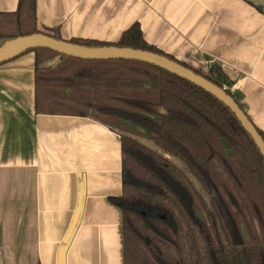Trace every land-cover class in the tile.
<instances>
[{
    "label": "trees",
    "instance_id": "1",
    "mask_svg": "<svg viewBox=\"0 0 264 264\" xmlns=\"http://www.w3.org/2000/svg\"><path fill=\"white\" fill-rule=\"evenodd\" d=\"M38 33L37 0L0 13V47ZM71 43L152 52L230 86L219 67L204 73L149 46L139 24L116 44ZM29 53L37 112L93 118L121 138L123 194L110 202L123 213L124 264H264V157L225 104L150 64Z\"/></svg>",
    "mask_w": 264,
    "mask_h": 264
},
{
    "label": "crops",
    "instance_id": "2",
    "mask_svg": "<svg viewBox=\"0 0 264 264\" xmlns=\"http://www.w3.org/2000/svg\"><path fill=\"white\" fill-rule=\"evenodd\" d=\"M19 0H0L15 13ZM139 24L149 46L239 84L264 134V14L245 0H37V28L116 44ZM35 53L0 65V264H124L120 136L89 117L37 112Z\"/></svg>",
    "mask_w": 264,
    "mask_h": 264
},
{
    "label": "water",
    "instance_id": "3",
    "mask_svg": "<svg viewBox=\"0 0 264 264\" xmlns=\"http://www.w3.org/2000/svg\"><path fill=\"white\" fill-rule=\"evenodd\" d=\"M256 8H263L264 0H245ZM49 49L66 57L76 58L87 61H112L127 60L138 61L150 64L166 70L180 78H183L196 86L204 89L212 94L219 101L225 104L236 116L245 131L252 137L254 143L259 148L264 157V139L259 134L257 128L249 120L247 114L240 108L232 96L228 95L225 89L218 87L206 78L196 74L193 70L188 69L179 63L152 52L143 50H134L131 48H119L115 46L89 48L73 44L71 42L57 40L45 33H38L31 36L19 37L5 42L0 47V65L16 59L26 52L34 49ZM83 208V196L79 202L77 216L73 221V225L69 236L65 240L59 254V264H66V254L78 225L80 215Z\"/></svg>",
    "mask_w": 264,
    "mask_h": 264
},
{
    "label": "built area",
    "instance_id": "4",
    "mask_svg": "<svg viewBox=\"0 0 264 264\" xmlns=\"http://www.w3.org/2000/svg\"><path fill=\"white\" fill-rule=\"evenodd\" d=\"M213 68H214V65H213L212 62H207L205 64V71H206V73L211 72ZM224 89H225V91L226 90H229L233 95H236V92H238V91L241 90V86L239 84H235L233 86H227V85H225Z\"/></svg>",
    "mask_w": 264,
    "mask_h": 264
},
{
    "label": "rangeland",
    "instance_id": "5",
    "mask_svg": "<svg viewBox=\"0 0 264 264\" xmlns=\"http://www.w3.org/2000/svg\"><path fill=\"white\" fill-rule=\"evenodd\" d=\"M47 34V33H46ZM78 82H83V81H78ZM66 94L70 95L71 94V91H67ZM48 110V109H47ZM52 111H55L54 108H51Z\"/></svg>",
    "mask_w": 264,
    "mask_h": 264
}]
</instances>
